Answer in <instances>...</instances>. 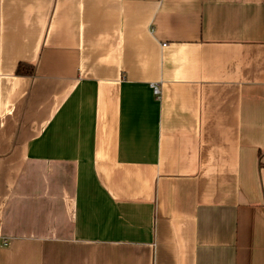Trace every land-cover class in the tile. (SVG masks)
Wrapping results in <instances>:
<instances>
[{"label": "crops", "instance_id": "obj_1", "mask_svg": "<svg viewBox=\"0 0 264 264\" xmlns=\"http://www.w3.org/2000/svg\"><path fill=\"white\" fill-rule=\"evenodd\" d=\"M0 264H264V0H0Z\"/></svg>", "mask_w": 264, "mask_h": 264}, {"label": "trees", "instance_id": "obj_2", "mask_svg": "<svg viewBox=\"0 0 264 264\" xmlns=\"http://www.w3.org/2000/svg\"><path fill=\"white\" fill-rule=\"evenodd\" d=\"M34 69L33 67H29L27 65L24 64H20L18 69H17V73L19 75H31L33 73Z\"/></svg>", "mask_w": 264, "mask_h": 264}, {"label": "built area", "instance_id": "obj_3", "mask_svg": "<svg viewBox=\"0 0 264 264\" xmlns=\"http://www.w3.org/2000/svg\"><path fill=\"white\" fill-rule=\"evenodd\" d=\"M153 90H154V93L156 96L160 97L161 96V89L158 85H153L152 86Z\"/></svg>", "mask_w": 264, "mask_h": 264}]
</instances>
